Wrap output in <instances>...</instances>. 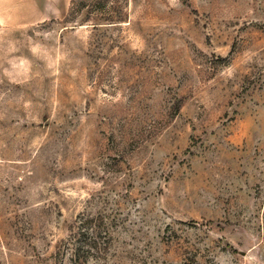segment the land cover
Here are the masks:
<instances>
[{"label":"rangeland","instance_id":"rangeland-1","mask_svg":"<svg viewBox=\"0 0 264 264\" xmlns=\"http://www.w3.org/2000/svg\"><path fill=\"white\" fill-rule=\"evenodd\" d=\"M95 1L0 0V264H264V0Z\"/></svg>","mask_w":264,"mask_h":264},{"label":"trees","instance_id":"trees-1","mask_svg":"<svg viewBox=\"0 0 264 264\" xmlns=\"http://www.w3.org/2000/svg\"><path fill=\"white\" fill-rule=\"evenodd\" d=\"M95 2L99 3L100 1L99 0H96ZM72 3L74 4V0H73ZM80 7H81V5L78 6V8H80ZM91 17H92L91 14L88 13V15L85 18H83L82 21H84V22H90V21H93L94 20L95 21L94 22L95 24H100L101 22H97V21H101V20H112L111 18H91Z\"/></svg>","mask_w":264,"mask_h":264}]
</instances>
